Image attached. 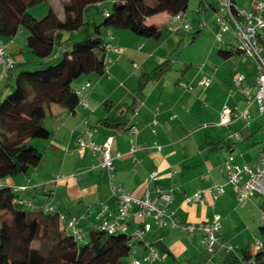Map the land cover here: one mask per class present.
<instances>
[{"label": "crops", "instance_id": "crops-1", "mask_svg": "<svg viewBox=\"0 0 264 264\" xmlns=\"http://www.w3.org/2000/svg\"><path fill=\"white\" fill-rule=\"evenodd\" d=\"M202 1L200 10H211L217 18L219 12L213 11L211 5L218 7L226 0ZM240 1L233 0V5L237 9L251 12L254 3L259 0ZM58 15L61 19L64 18V14L62 17L59 13ZM216 26L215 30H218L219 25ZM121 32L123 31L111 33L113 40L110 42L120 47L121 51L118 54L110 53L113 62L108 72L103 76L92 74L87 77L86 83H92L90 77L96 76L93 77L95 84L85 92L88 105L84 106L80 101L75 112L64 107L53 111L51 107L48 116L52 123L47 127L53 134L42 146L44 156L41 164L27 174L10 178L4 184L0 183V187H12L36 205H41L44 209L47 206L53 208L54 211L50 212L60 213L65 217L62 221L63 229L67 230L70 219L77 218L78 227L84 236L94 229H100L102 220L116 212L117 202L112 196L113 185L133 196H143L145 193L159 196L161 192H173L174 200L170 209L181 225L211 223L216 215L220 216V242L216 251L210 255L205 251L201 232L186 233L155 227L148 240L157 248L159 259L151 264H237L235 259L242 258L245 251L255 255L256 241L260 240L254 229L257 220L260 223L258 232L264 235L261 225L264 197L257 195L246 206L245 203H240L235 188L228 183L224 163L232 154L236 156L237 163L254 166L259 161L264 144L250 161L252 163L243 162V153L236 155L235 149L240 143L246 145L252 142L253 146L257 145L259 140L255 138L256 134L249 133L247 128H236L241 122L235 117H232L230 125L223 124V112L227 107H237L240 111L249 108L250 120H255L251 110L256 104L248 106L247 96L234 83L238 74H245L247 80L242 87L248 88L250 95L254 97V69L238 70V66L226 69V65L235 58L244 63L242 55L236 54L226 60L217 54L218 59L213 68H203L204 71H200L192 79V84H166L165 74L158 80H150L158 81L157 86L152 87L148 81L140 89L143 76L149 74L145 73L136 91L130 93L131 103L121 100L119 108L115 110V101L110 102L112 95L101 97L97 89L101 84L113 81L123 57H130L126 49L120 46L118 38L120 34H126ZM232 36L233 41L226 39L228 48L220 50H236L237 42L233 34ZM19 38L20 36H16L11 41L0 38V41L7 46L17 63L33 61L35 58L32 54L23 53L26 50L25 42L20 43L22 46H13ZM260 38L264 42L261 35ZM12 46L16 53L9 50ZM206 77L211 78L212 83L210 87L203 88L200 81ZM10 82V72L0 65V100L7 93ZM86 83L82 82L75 88H81ZM156 93L159 95L155 99ZM197 112L203 119L202 122L197 121ZM191 119L192 126L196 127L189 132L187 123ZM248 122L250 128L255 125L254 122ZM210 125H217V128L224 130L228 128L229 132L224 137L220 134L223 131L217 130L216 134H220L218 136L214 132L206 133L202 130H208ZM90 130L92 135L88 133ZM133 130L136 132L133 133ZM232 130L234 133H231ZM80 139L87 144L94 142L99 146L112 139L111 152L115 166L112 178L101 166L102 154L90 148L81 149ZM223 148L228 152L221 157L218 150ZM46 158L49 167L42 165ZM155 173L157 175L152 179V174ZM215 185L225 187V194L218 199L207 192L200 202L186 201L187 197H192L196 192L207 191ZM22 186L28 188L22 191L18 188ZM250 204L253 207H247ZM104 206L108 208L105 212ZM134 222H131L130 227H137ZM228 245L235 248V253H226L224 246ZM147 254L148 250L137 243L135 254L125 259L123 264H133L132 258L142 259Z\"/></svg>", "mask_w": 264, "mask_h": 264}, {"label": "trees", "instance_id": "trees-1", "mask_svg": "<svg viewBox=\"0 0 264 264\" xmlns=\"http://www.w3.org/2000/svg\"><path fill=\"white\" fill-rule=\"evenodd\" d=\"M44 1L0 0V38L11 41L18 33L28 32L23 53L35 58L14 60L15 66L7 71L11 82L0 100V181L27 174L41 164L43 152L33 141L51 139L53 133L44 120L52 105L75 112L80 97L74 82L108 72L113 52L105 46L113 30L159 40L161 25L150 21L161 16L170 23L173 16L188 11L191 0H62L63 19L52 7L37 19L31 8ZM107 1L113 2L112 7L103 11L106 18L99 23L90 13ZM211 8L217 15L225 14L220 5ZM82 30L86 36L75 38ZM201 31L198 28L193 38ZM217 54L228 60L241 55V50L236 45V50H219ZM171 68L172 60L163 61L143 76L140 89ZM81 234L78 239L63 229L60 213L45 210L12 187L0 188V264H123L131 256L133 237L126 233L94 229L84 244L80 243L85 238ZM255 250V255L245 251L242 259L254 258L257 264H264V249L259 251L255 245ZM235 262L239 264L238 259Z\"/></svg>", "mask_w": 264, "mask_h": 264}, {"label": "built area", "instance_id": "built-area-1", "mask_svg": "<svg viewBox=\"0 0 264 264\" xmlns=\"http://www.w3.org/2000/svg\"><path fill=\"white\" fill-rule=\"evenodd\" d=\"M221 12L224 15H217V23L219 25L218 40L222 41L224 36L232 32L234 38L241 50L243 62L251 60L252 64L256 65L258 73L255 77L256 94L254 97L250 95L248 88H243L242 84L247 80L245 74H238L235 79V85L248 98V104L251 106L256 104L262 116H264V54L260 42V31L264 29V0H259L254 3L251 12L237 9L233 5V0H226L220 3ZM170 22L179 23L181 29L187 33L191 31V24L183 18V14L175 15ZM112 37V36H111ZM105 48L109 52L120 53V47L107 41ZM109 64L113 59L109 57ZM0 65L5 71L12 69L15 66L14 59L8 53L7 46L0 41ZM211 78H204L200 81V86L203 88L210 87ZM92 87L90 82H87L81 88H76V94L80 97V101L84 106L88 105V98L85 92ZM191 89V87H189ZM232 117L236 120L249 121L251 119L249 108L245 111H240L237 107H227L223 112V124L230 125ZM133 133L136 131L133 130ZM92 135V131L88 132ZM111 140L99 146L94 142L85 143L82 139L79 140L81 149L90 148L94 152L102 154L101 166L105 168L109 176L112 178L115 172L114 156L111 152ZM160 149V147H158ZM227 180L230 185L235 188L237 199L240 203L251 201L255 196L264 197V149L259 155V161L254 166L248 164H239L236 162V156L230 155L224 163ZM156 173L152 174V179L156 177ZM25 191L28 187H18ZM209 192L214 199L225 194V187L215 185L207 191H198L192 197H187L188 203L200 202L206 193ZM112 196L117 202V210L114 214H110L101 222L100 229L109 234L122 232L128 234L130 224L133 221H138L139 225L135 230L133 237L134 244L132 245L131 255L136 252L137 243H141L147 250L148 254L142 259L132 258L133 264H151L159 259L157 248L148 240V236L153 233L154 228L179 230L186 233L201 232L203 234V245L207 254H213L216 251L220 242V233L222 231L221 218L216 215L211 223L200 225L187 224L181 225L175 217V213L171 211L170 206L174 200L173 192H161L159 196H152L150 193H145L143 196H133L126 193L121 187L113 185ZM45 210L54 211L51 207H46ZM108 208L104 206L103 211ZM51 212V213H52ZM62 221L65 220L61 216ZM261 225L264 228V211L261 218ZM67 229L78 239L82 238L80 228L78 227V219L72 218L68 223ZM227 254L235 253V248L231 245L224 246ZM256 249L261 251L264 249V242L256 241ZM239 264H257L254 258L243 260L239 258Z\"/></svg>", "mask_w": 264, "mask_h": 264}, {"label": "rangeland", "instance_id": "rangeland-1", "mask_svg": "<svg viewBox=\"0 0 264 264\" xmlns=\"http://www.w3.org/2000/svg\"><path fill=\"white\" fill-rule=\"evenodd\" d=\"M202 0H191L190 6L188 11L183 14V18L188 20V23L191 24L192 28L189 33H187L184 29H181V25L179 23H168L166 20H164L161 16L152 19L150 22L157 23L161 25L162 29V36L159 40L155 39H143L135 34H133L130 31L126 30H113L114 34H117L118 31H123L121 33L126 34H120L118 40L121 42L120 46L122 49H126L127 56L123 57V60L119 64V67L117 68L115 72L114 80L111 81L108 84H101L97 92L100 93V96H111L110 102L115 101V110L119 108L121 100H128L129 103H131L132 98L130 96V93L136 91L138 88L142 75L145 73H150L153 69L158 67L163 61L165 60H172V68L170 71H167L166 75L164 76L165 82L171 83V85L177 84V82L180 84H192V79L197 75L200 71L206 70L208 68H213V64L216 63V60L218 59L217 52L220 49H227L228 45L226 43V39H231L233 41L232 33H228L224 36L222 41L218 40V32L219 29L215 30L217 23V18L214 16L211 10L201 11L200 3ZM248 0H241L240 2ZM113 2L107 1L101 5H99V12L98 10L94 9L91 11V15L95 16V19L97 22H103L105 20V14L103 11L105 9H110L112 7ZM53 8L56 12H58L61 17L63 15V6H62V0H46L41 4H38L31 8L32 14L37 19H42L49 11L50 8ZM198 28H201V33L194 39L193 33L197 31ZM181 29V30H180ZM260 35L262 38H264V29L260 31ZM17 36H20L19 40L13 44V46H22L20 43L27 42L28 32H20ZM84 36H86V31L82 30L80 33L75 34V38L81 39ZM69 35L65 36V40H68ZM14 40V39H13ZM113 40V37H108V42ZM225 40V41H224ZM261 44H263V54H264V42H262V39H260ZM11 47L9 50L16 53L15 47ZM29 54V53H27ZM24 55V54H23ZM133 62H132V61ZM220 61V60H219ZM233 63L235 66H232ZM136 64V65H135ZM251 64V65H250ZM205 66V67H204ZM226 69L228 67L235 68L238 66L239 68L246 70V68H253L254 69V78L256 77L258 70L256 65L252 64L251 60L248 62L242 63L239 59H234L232 63L226 65ZM112 68V67H111ZM203 70V71H204ZM112 74V73H111ZM88 76H83L82 78L78 79L76 82H74V86H78L80 83L88 80ZM96 76H91L90 80L92 81V84L94 85L96 80ZM158 81H150V85L152 87L157 86ZM176 87V86H174ZM180 88V87H179ZM159 93H156L154 95V98H158ZM246 106V105H245ZM244 106V107H245ZM249 106V104H248ZM53 111H59L62 109L59 105H52ZM252 114L253 118L255 120H249L251 123H255V125L251 127V125L248 127V121L240 120L241 123L238 124L236 128L243 127L247 128L249 133H255L256 139L259 140V143L255 146H253L252 142L249 144L244 145L243 143H240L237 149H235V154H239V152L243 153V157L241 158V161L243 162H250L253 157H256V155L260 152V149H262V146L264 144V116H262L258 110V107L256 105L252 108ZM199 116V113L197 114ZM197 116V121L202 122L203 119L199 116ZM205 120V119H204ZM44 123L46 126H51L52 120L51 117L48 116L44 120ZM211 124V123H209ZM193 125V120L191 119L187 126L189 127V132L193 131L195 127ZM219 126V125H218ZM203 131L214 132L216 134V131H223V133H220L222 136L226 137V135L229 132V129L227 128L224 130V128H217V125H210V128L202 129ZM234 130V129H233ZM231 131V133H234V131ZM204 134V133H203ZM220 134H216L220 136ZM216 138V137H215ZM45 140H34L33 144L37 146L42 151V146L44 145ZM219 156L224 157L226 153L228 152L226 148L219 149ZM43 152V151H42ZM44 154V153H43ZM252 163V162H250ZM43 167L48 166V158H46L43 162ZM10 178H5L1 184L6 183L5 181ZM2 188V187H0ZM248 205V203H245ZM252 206L251 204L247 207ZM253 207V206H252ZM256 219V218H255ZM136 225H139L138 221L134 222ZM259 220L256 221V225L254 227L255 233L257 236H259V239L264 242V235L261 234L259 231ZM137 228V227H136ZM136 228L130 227L128 231V235L133 236L135 234ZM257 231V232H256ZM89 240L88 233H85V238L80 243L84 244ZM255 242L252 240V245H254ZM251 245V246H252Z\"/></svg>", "mask_w": 264, "mask_h": 264}]
</instances>
